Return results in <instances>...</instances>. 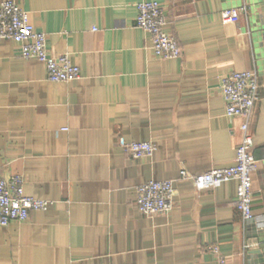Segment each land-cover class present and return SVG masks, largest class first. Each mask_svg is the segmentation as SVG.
I'll use <instances>...</instances> for the list:
<instances>
[{
    "label": "crops",
    "instance_id": "0c3cea01",
    "mask_svg": "<svg viewBox=\"0 0 264 264\" xmlns=\"http://www.w3.org/2000/svg\"><path fill=\"white\" fill-rule=\"evenodd\" d=\"M5 1L46 35L51 56L69 55L81 78L50 83L43 64L0 42V175L21 176L26 196L53 202L0 228V264H215L212 246L226 264H252L264 219V0ZM143 1L162 6L179 59L155 58L134 26ZM242 6L238 22L223 24L222 11ZM253 70L257 171L253 219L243 223L235 181L198 193L178 178L233 163L243 120L225 116L220 80ZM119 137L158 149L132 160ZM149 180L174 183L169 214L137 212L136 189Z\"/></svg>",
    "mask_w": 264,
    "mask_h": 264
},
{
    "label": "built area",
    "instance_id": "2783aa9c",
    "mask_svg": "<svg viewBox=\"0 0 264 264\" xmlns=\"http://www.w3.org/2000/svg\"><path fill=\"white\" fill-rule=\"evenodd\" d=\"M137 16L134 26L150 37V49L155 58L175 60L181 57L177 40L165 28L169 21L162 6L155 1H143L136 5ZM246 7L221 12L223 24L236 23ZM10 41L18 44L19 55L23 60H35L43 64L46 79L50 83H69L81 78L80 69L72 63L69 55L53 57L48 53L46 35L35 30L26 12L14 2L0 4V42ZM257 73L253 71L231 72L220 80L219 90L225 104V116L243 120L239 127L240 143L234 153L230 166L214 168L210 171L190 175L185 170L179 172L180 182H190L196 192L218 188L225 182H236L235 208L243 223L253 219L252 181L257 171V162L253 155V141L249 132V123L253 109L259 101ZM117 147L128 158L141 160L151 158L157 151L154 142H129L117 138ZM24 179L21 176L4 178L0 175V228L8 227L12 222L24 223L33 212L46 211L53 202L35 199L24 194ZM135 208L147 218L167 215L173 209L174 183L172 181L149 180L137 187ZM248 246L244 245L243 249ZM209 251L215 264H226L217 246Z\"/></svg>",
    "mask_w": 264,
    "mask_h": 264
},
{
    "label": "water",
    "instance_id": "95a60500",
    "mask_svg": "<svg viewBox=\"0 0 264 264\" xmlns=\"http://www.w3.org/2000/svg\"><path fill=\"white\" fill-rule=\"evenodd\" d=\"M257 249L249 254L253 258L252 264H264V219L256 228Z\"/></svg>",
    "mask_w": 264,
    "mask_h": 264
}]
</instances>
